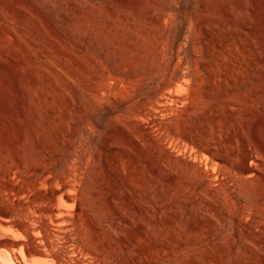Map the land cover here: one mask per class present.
I'll list each match as a JSON object with an SVG mask.
<instances>
[{"label": "rangeland", "instance_id": "obj_1", "mask_svg": "<svg viewBox=\"0 0 264 264\" xmlns=\"http://www.w3.org/2000/svg\"><path fill=\"white\" fill-rule=\"evenodd\" d=\"M263 173L264 0H0V256L187 264L196 194L264 213Z\"/></svg>", "mask_w": 264, "mask_h": 264}, {"label": "bare ground", "instance_id": "obj_2", "mask_svg": "<svg viewBox=\"0 0 264 264\" xmlns=\"http://www.w3.org/2000/svg\"><path fill=\"white\" fill-rule=\"evenodd\" d=\"M245 150L242 155L240 154L242 156L240 164H234L230 159L224 158L220 159L219 163L238 174H258L255 167L251 165L255 162L252 153ZM196 195L203 203L204 214L199 219L192 217L186 224L187 232L190 234L186 245L193 250L197 246L206 245L213 239L218 240L206 252L201 250L204 252L203 257L198 256V253L192 254L189 259L187 257V264H264V213L246 206L238 207L233 199L221 198L207 188ZM261 201L264 204V196L261 197ZM220 204L225 209H221ZM172 223V220L167 221L168 226ZM225 224L228 225V229L224 233ZM220 236L222 238H219ZM7 246L14 248L16 242H8ZM26 254L27 256L42 255L29 248ZM53 261L58 264L63 263L58 257H55ZM0 264H17V262L12 255L2 254Z\"/></svg>", "mask_w": 264, "mask_h": 264}]
</instances>
